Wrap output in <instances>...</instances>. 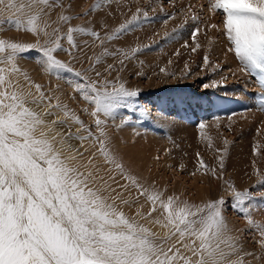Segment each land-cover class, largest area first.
<instances>
[{"label":"snow or ice","instance_id":"6c2138e0","mask_svg":"<svg viewBox=\"0 0 264 264\" xmlns=\"http://www.w3.org/2000/svg\"><path fill=\"white\" fill-rule=\"evenodd\" d=\"M58 6L60 0H0V13H14L8 20L37 36L35 43L0 39V264H244L242 258L232 259L241 248L223 215V197L203 205L176 195L165 199L122 162L107 121L137 97L138 90L101 79L99 71L95 79L83 77L74 91L94 105L89 113L94 120L86 126L58 96L34 84L19 68V55L37 50L45 73L72 72L56 53L76 46L74 34L99 38L94 31L70 26L64 33L69 42L65 49L59 29L46 30L50 24L45 17ZM211 8L222 10L223 31L231 44L228 51L257 76L262 89L257 108L264 111V0H214ZM70 19L59 17L64 23ZM137 20L133 16L114 35ZM197 31L193 30V38ZM41 35L47 37L43 43ZM104 54L112 53L105 49ZM204 61L208 62L207 56ZM75 75L82 76L79 71ZM70 141H78L79 146ZM86 141L91 142L87 147ZM232 196L249 225L264 237V224L254 222L244 206L250 191L232 189ZM133 204L139 207L129 216L123 208ZM145 205H149L146 212ZM145 220L163 233L142 223ZM260 243L264 252V240Z\"/></svg>","mask_w":264,"mask_h":264},{"label":"rangeland","instance_id":"374dc122","mask_svg":"<svg viewBox=\"0 0 264 264\" xmlns=\"http://www.w3.org/2000/svg\"><path fill=\"white\" fill-rule=\"evenodd\" d=\"M60 2L61 12L75 19V22L68 20L66 28L80 26L90 30L83 22L92 18L90 11L98 13L102 8L89 9V0ZM102 2L123 9L119 22L108 27L109 34L114 35L115 27L132 20L133 16L138 20L110 40L87 33L74 34L76 46L70 52L56 53L74 71L61 72L59 76L48 74L49 78L58 81V91L70 92L68 97L75 114L86 126H91L94 120L88 114L94 105L74 91L75 83L84 82L83 77L95 79V72L99 71L101 79L138 90L139 95L118 108L107 121L112 145L123 157L124 165L145 185H153L162 192L165 199L176 195L191 204L203 205L223 197V215L231 235L240 242L238 257L244 264H264L260 243L264 237L254 225H249L232 196V189L249 190L251 196L244 206L251 210L254 222L264 224V185L261 184L264 181V111L257 108L262 89L257 76L250 74L234 53L228 51L231 44L223 31L222 10H213V1L208 0ZM8 16L14 13H0L4 21L0 25V39L36 42L35 34L24 27L17 29ZM23 23L26 24V18ZM52 26L46 29L49 33L58 28L57 24ZM58 29L63 47L68 49L65 29L60 26ZM194 29H198L195 38ZM99 30L102 28L96 32ZM39 39L43 43L47 37L41 35ZM102 40L105 43L101 44ZM105 49L112 54L105 55ZM97 57H100L99 63H96ZM41 58L37 50L26 51L19 55L17 63L23 72L34 70L42 75ZM76 71L82 76L77 77ZM86 107L87 112L82 110ZM92 130L96 131L94 127ZM70 143L79 146L78 141ZM211 170L220 178L213 176ZM143 202L141 198L140 203ZM138 207L139 204H133L123 210L134 216ZM148 207L145 205L143 211ZM142 223L157 231L148 221Z\"/></svg>","mask_w":264,"mask_h":264},{"label":"bare ground","instance_id":"6f19581e","mask_svg":"<svg viewBox=\"0 0 264 264\" xmlns=\"http://www.w3.org/2000/svg\"><path fill=\"white\" fill-rule=\"evenodd\" d=\"M90 1H92V2H90ZM103 0H89V9H94V8H96V7H94V5H97V4H99V7H98V10H100L99 8H101V11L99 12L98 11V13H97V10L96 11H90V13H92L91 15H92V18L91 19H88V21H84L83 22V24L85 25V26H87L88 25V27L90 28V30L91 31H94V32H96L97 31V29H100V28H102V30L100 31H98V32H96L97 34H98V37H108L109 35H111V34H109V30H108V27L109 26H111V24L113 25V24H115V23H117V22H119L118 20H120L119 18L120 17H122V15H121V13L123 12V9L122 8H117V7H113V6H111V5H107V4H105V2H102ZM209 2L211 1H213L214 2V0H208ZM210 2V3H211ZM61 3V2H60ZM130 3H132V5L133 4H135L133 1H131ZM137 3V2H136ZM74 4H75V2H74ZM115 5V4H114ZM131 5V6H132ZM73 6H75V5H73ZM124 6V5H123ZM135 7V6H134ZM104 8V9H103ZM73 9V8H72ZM103 9V10H102ZM68 12V11H67ZM125 12V11H124ZM64 13V12H63ZM62 12H61V10H60V8L59 7H56L54 10H52L50 13H49V15L47 16V17H45V19L49 22V24H50V26L49 27H51L52 25H54V24H57L58 25V28H59V26L60 27H62V28H64L65 29V32L64 33H66V31H67V28L65 27L66 26V24L67 23H64V22H62V21H60L59 20V17L61 16V15H64ZM89 13V14H90ZM111 14V15H110ZM121 15V16H120ZM69 17H70V15H68ZM73 18H71V20H72ZM68 22V21H67ZM71 22H75V19H73V21H71ZM128 21H126L125 22V24L127 23ZM124 23V22H123ZM122 25V24H121ZM223 26V25H222ZM48 27V28H49ZM52 27H54V26H52ZM120 27V25L119 26H117V27H115L116 29L114 30V32H116V30L118 29ZM107 28V29H106ZM220 30V29H219ZM222 30V29H221ZM112 31V30H111ZM110 31V32H111ZM113 32V33H114ZM80 36H86V35H80ZM211 39V38H210ZM225 38H223V40H224ZM150 45H148V46H146V47H149ZM215 46V45H214ZM214 50V49H213ZM228 54H230V53H228ZM234 65V64H233ZM224 65H222V67H223ZM226 68V67H225ZM234 68V67H233ZM232 67H231V71H233L232 69H233ZM230 69V68H229ZM225 71H227L226 69H225ZM235 71H236V68H235ZM237 73V72H236ZM27 74L29 75V77L31 78V80H32V82L35 84V83H39V84H41L42 86H43V89L45 90V91H48V90H51L56 96H58L59 98H60V102L61 103H63V104H65V105H67V107L70 109V110H72L73 112H75L76 113V110L72 107V105H71V103H70V100H69V95H70V92H68V93H63L62 91L60 92V91H58V88H57V86H59L60 84L58 83V81H56V80H54V79H50L49 78V76H48V73H45L44 71H42V75H40L38 72H35L34 70H31V71H29V72H27ZM59 85H58V84ZM69 91V90H68ZM74 94V93H73ZM73 96V95H72ZM72 100H73V98H72ZM77 104V103H76ZM82 105V104H81ZM87 108V107H86ZM83 109H85V108H82V110ZM89 114V113H88ZM61 115H63V113H61ZM76 127V126H75ZM127 136V135H126ZM123 140V139H122ZM147 144V143H146ZM84 146H88V145H84ZM127 147H128V145H127ZM259 166V165H258ZM147 210V209H146ZM145 210V211H146ZM147 221V220H146ZM150 225V224H149ZM150 226H153L156 230H157V232H161V233H163V229H161V228H159L158 226H155V225H150ZM234 233V232H233ZM238 258V256H233L232 257V259L233 260H236V259Z\"/></svg>","mask_w":264,"mask_h":264}]
</instances>
